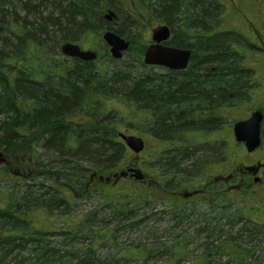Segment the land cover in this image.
Returning <instances> with one entry per match:
<instances>
[{
	"label": "trees",
	"instance_id": "16d2710c",
	"mask_svg": "<svg viewBox=\"0 0 264 264\" xmlns=\"http://www.w3.org/2000/svg\"><path fill=\"white\" fill-rule=\"evenodd\" d=\"M123 3V0H0V39L5 34L3 38L12 41L15 49L24 44L29 48L32 44L33 50L39 52L43 43L54 44V51L60 55L62 43L87 44L89 34L100 37L104 28L130 41L127 54L134 61L128 69H119L113 76L99 80L93 71L96 63L75 60L65 92L60 94L31 82L29 65L24 64L19 71L23 77L16 79L12 97L8 99L4 92L0 93V150L7 155V164L0 168V264H151L168 247L171 252L175 247L185 250V243L176 239L184 230L177 222L185 220L182 211L170 212L172 225L167 237L174 238L170 246L158 243L151 248L118 247L117 234L122 226L112 227L114 222H128L129 229H134L146 220L145 215L139 220L137 215L146 209L149 200L140 197L134 200L131 194L119 198L105 194L104 208L79 220L68 217L75 194L89 199L92 194L100 193L97 188L115 187L114 180L97 185L92 176L107 178L119 173L126 164L129 151L118 134L140 125L136 120L143 109L150 116L156 114L157 120L156 124L151 121L142 128L159 137H172L184 127L185 142L188 134H195V141L185 145V150L174 152L168 147L166 153L185 156V177L198 182V168L212 154L207 150L211 143L203 140V132L194 130L193 126L212 125L219 119L195 124L192 119L200 118L201 114L192 109L203 101L223 106L242 94L241 69L246 68L245 56L233 42L220 35L223 20L220 18L226 10L223 0H133L131 10L124 9ZM109 11L115 13L111 20L106 18ZM153 21V28L160 25L171 28L169 45L192 50L191 64L185 72H169L166 77L156 78L137 71L148 68L143 55L149 40L136 29ZM190 35L196 43L189 42ZM41 57L33 51L23 59L29 63V59ZM111 99L121 104V110L108 108L106 101ZM29 100L35 101L36 110L29 112L33 106ZM78 108L88 113L81 112V130L75 132L61 126L62 119ZM29 129L38 133L46 129L47 135L41 141L47 139V143L40 147L27 146L32 134ZM40 150L48 157L46 165ZM26 160L27 167L13 169ZM31 161L46 170L41 171L40 181L30 178L36 184L29 183ZM9 180L16 183L13 191L8 189ZM103 209L108 212L104 213ZM226 210L223 206L221 220H226L223 225L231 229L241 227L237 233L240 239L235 238L238 243L230 244L233 249L230 251L228 241L216 244L207 236L201 244L204 254L195 264H221L220 259L226 256L225 264H250L257 250L264 257L261 232L253 227L256 224L248 223L252 218L242 210L236 213ZM38 212L47 222L41 228L35 223ZM47 215L52 221H48ZM187 216L191 220L200 219ZM96 221L102 229L95 230ZM241 221H246L243 226ZM83 244L88 248L80 249ZM104 250L108 252L102 255ZM234 253L237 255L233 256ZM165 264L174 263L169 259Z\"/></svg>",
	"mask_w": 264,
	"mask_h": 264
},
{
	"label": "rangeland",
	"instance_id": "374dc122",
	"mask_svg": "<svg viewBox=\"0 0 264 264\" xmlns=\"http://www.w3.org/2000/svg\"><path fill=\"white\" fill-rule=\"evenodd\" d=\"M123 8L124 9H130L132 7V4L130 3L133 0H123ZM129 1V2H128ZM225 5V13L221 14V18L223 20L220 22V35H223L227 40L230 42H233L237 47L241 50V52L244 54L247 62L250 64L255 65L256 67H260L264 63V56L259 54H264V0H223ZM136 4V2H135ZM155 20V19H154ZM153 23H147L146 26H139L138 29H136L139 32L145 33L147 40H151V30L153 29L152 25ZM135 28V27H134ZM135 30V29H134ZM148 30V31H147ZM102 31H104V28H102ZM3 33H6L5 31ZM258 33V34H257ZM5 35V34H4ZM4 35L1 37L3 38ZM188 38L190 43H196V39L193 38L192 35ZM0 39V93L4 92L5 97L7 96L8 99H10L13 95L12 88L15 83V79L21 77V74L19 71H21V68L24 66V64H28L27 61H24V57L27 54L28 56L34 51L35 54H38V56H42L44 60H40L37 62V69L33 70L32 68H29V71H38V73H41L45 67H42V65L49 63L56 65L62 60V58H65L62 56L61 52L60 55L56 54L57 52L54 51L55 47L54 44H46L43 43L44 47L41 46L43 49L39 52L33 50V45L31 44V47L27 48L26 46H18L17 49H15V45L12 41H7L4 38ZM136 42V41H134ZM84 48L86 49H93L96 50L98 53V60L96 61V67L93 69V71L96 74L97 79L104 80L106 78H109L113 76V73L115 71H118L119 69H128L129 65H132L134 63L132 55L130 53L125 54L123 60H114L110 56L109 48L102 40V35L100 37L96 36L95 34H89L88 42L87 44H82ZM33 50V51H32ZM13 64V65H12ZM17 65V67H16ZM36 66V64H34ZM137 70L142 75H158L160 71L158 69H154V67H148V68H137ZM262 71L264 69V65L260 68ZM134 74L138 73L135 71ZM107 106L110 109L113 108H121V104L118 102H115L114 99L108 100ZM240 104L242 105L241 108L237 109H230L229 111L226 110L223 113V116H225V120L222 123L221 126V135H222V143L219 146V149L217 153H213V148L217 146V144L212 143L207 145V150L213 155L216 154L218 157L221 158L220 164H222V168L226 169L227 167H230V161H228V158H231L230 160H233L236 162H241L243 159L245 160V155L243 151L235 147L233 144H228L226 140H230V135L232 127L235 122H238L243 118V116L247 113L246 109H244L246 102L244 100L240 101ZM224 106V105H223ZM77 110V109H74ZM121 110V109H120ZM83 114L88 115L87 111H81ZM82 115V114H81ZM2 119H0L1 121ZM136 121H140L139 114ZM87 124V123H86ZM133 130H136L135 133H138L140 137L144 138V140L147 143V152L148 154H152L153 156L160 151V145L157 144V142L154 140L151 133H142L140 131V128L137 127L132 128ZM208 134H203V138L206 137ZM195 134L191 133L188 134L187 138L188 140L185 142V145H189L188 143L194 142ZM197 144V142L193 143ZM25 145V144H24ZM29 146V142L26 144ZM217 148V147H216ZM206 150V151H207ZM1 151V150H0ZM39 153H41L44 165L48 164V162H45L48 157L47 155L40 150ZM200 155V154H199ZM146 156V154H144ZM135 154L131 152L129 154L128 160L126 161V164L120 168L121 170L125 171L127 170L126 165L130 164L135 160ZM149 161H152L153 159L147 158ZM140 161V159L138 160ZM52 162V161H51ZM34 162H29L30 170H32V174L29 173V183L36 184V182L30 181V178H35V181H40L41 171H46L44 168L39 167ZM28 162L23 161L22 164H19L17 166L14 165L13 169L16 171L17 167L25 168L27 167ZM158 166L155 162H145L143 165V170L145 173V181L140 182L138 180H131L127 177V179H124L123 181L119 182L118 185H116L113 188L104 189V188H97L99 189L100 193H94L90 196L89 199H81L78 195H74L73 197V203L74 205L73 209L68 214V217L75 216L79 220L83 216L94 213L101 208H104V195L109 194L111 198H119L128 194L133 195L134 200H137L138 197L145 198L146 200H149L148 205H146L145 210H140L139 214L137 215L138 220L143 216L146 220L138 227L134 229H129V223H124L122 221H116L111 225L114 226H122L117 234V242L118 247H127V248H151L152 246L158 245L160 243V246H170L171 241L174 240V238H169L168 232L170 231L171 227V216L168 213H165L166 211V203H159L156 201V194L158 192V189L155 185H149V183L153 182L155 180V167ZM4 167V166H3ZM2 166L0 168H3ZM140 168V166H138ZM136 167V168H138ZM123 168V169H122ZM12 169V170H13ZM141 169V168H140ZM29 170V172H30ZM1 172V171H0ZM43 174V173H42ZM16 177V176H15ZM14 177V178H15ZM19 180L17 177L14 179L15 182ZM9 180V186L8 189L13 191L16 188V183ZM96 184L99 185L100 182L98 179L95 180ZM15 186V188H14ZM35 190V189H34ZM133 192V193H132ZM104 193V194H103ZM6 195V194H5ZM4 195V196H5ZM3 196V197H4ZM233 196V195H232ZM224 196L222 199V203H227V209L226 212L229 213H236L240 212L241 210L244 211L245 214H250V217L252 219H259V213L260 210H258V203L259 198L255 195H252L251 193L248 194L245 198H241L239 196L232 197ZM231 198H233L231 200ZM71 200V198H70ZM168 205V203H167ZM205 206H201L199 204L198 208H204ZM104 213L108 212V210L103 209ZM164 212V213H163ZM54 214L60 213V212H53ZM163 213V214H160ZM48 216V215H47ZM49 217V216H48ZM46 217L41 213H35V223L37 227H42L47 223L45 221ZM57 220V218H54ZM53 219V220H54ZM52 221L51 217L48 218V221ZM49 221V222H50ZM225 221H221V224L219 223L216 229L214 227H209L207 231H205V234H196L191 228L183 227V231L179 232V237L176 239H179V242H184L185 250L183 251L179 247H175L173 249V252L169 251V247L167 248V251L161 255V257L158 258L157 261H152L151 264H165V262L169 259L173 260L174 264H195L196 260L199 259V256L202 255V247L201 244L205 242L206 236L208 234L218 235L217 237V243L220 244V242L228 241V247H230V244L238 243V240L235 238H239L240 236L237 234L238 230L241 228H235L231 229L229 226L223 225ZM59 224V223H58ZM97 226L95 227V230H100L102 228L100 227V224L98 221H96ZM61 226V225H59ZM127 226V227H126ZM253 227L257 228L260 232V245H264V228L259 225H253ZM220 231V232H219ZM218 232V233H217ZM224 232V233H223ZM223 233V234H222ZM201 235V236H197ZM60 240V239H55ZM88 244V243H87ZM87 244H83L80 246V249H86L88 248ZM187 246V247H186ZM162 250H166L165 247H163ZM204 250V249H203ZM230 251H233L232 247H230ZM108 251L104 250L101 254L105 255ZM159 252V251H158ZM241 253L242 252L241 250ZM237 253H234L233 256H236ZM220 259V258H218ZM221 264L228 263V258L223 257L220 259ZM250 264H257L261 263L264 264V257H262V254L260 251L253 252V256L250 259ZM234 262H236L234 260ZM236 264V263H235Z\"/></svg>",
	"mask_w": 264,
	"mask_h": 264
},
{
	"label": "flooded vegetation",
	"instance_id": "af4514ba",
	"mask_svg": "<svg viewBox=\"0 0 264 264\" xmlns=\"http://www.w3.org/2000/svg\"><path fill=\"white\" fill-rule=\"evenodd\" d=\"M75 60L79 59L62 58V60L56 65L49 63H46L45 65L43 64L42 67H45L46 69L41 73H38V71H29V80L31 82L42 84V88L49 92L52 90L58 94L63 93L65 92L64 88H66V81L69 78L68 73L72 70ZM39 61L40 60L29 59V68L36 70L37 62ZM34 64H36V66ZM247 64L248 65H246L245 69H241V77L244 79V82L240 85V88H242V94L239 98L235 97L229 101V103H224V107L221 104L209 105V103L203 101L199 107L192 109L196 110V113L201 114L200 118L192 119L195 124L200 121L206 122L211 119H219L217 123L214 122L212 125L204 127L197 125L193 126L194 130H201L200 133L203 132V134H208L203 140L217 144V146L213 148V153L218 152L217 149H219V146L222 143V135L220 131L222 120L223 118L225 119V117L222 116V113L226 110L229 111L230 109L241 108V100L246 102L244 109H246L247 113L238 122L250 119L254 113H260L262 117L260 123V145L256 150L249 152L245 143H239L236 141L233 127L238 122H235L232 127V135L229 137L230 140H226L228 144H233L235 147H238L243 151L245 160L243 159L241 162L235 163L233 160H230L231 158H228V161H230V167L226 166V169H223L222 164H220L221 158L216 154H213L212 158L207 159L198 168L197 172L199 173V178L198 182L195 183L191 178L189 179L185 177V156L181 157L178 154L166 153L168 147L174 152L185 150L184 127L180 128V131H176L175 135L169 138L151 134L157 144L160 145V151L154 156L152 154H146L147 143L144 140L146 148L144 152L137 157L140 161L130 163V167L140 166V170L143 173L144 170L142 167L145 162H148L147 158L153 159L152 161L158 164V166L154 168L155 180L149 183V185L155 183L158 189L156 201L159 203H166L167 201V212H185V220H177V222L185 225L186 228H191L190 230L196 234L204 235L209 227H214V229H216L218 224H221L222 207H227V203H224V205L222 203L224 196L230 197V195H233L232 197L239 196L245 198L250 193L259 198L258 210H260V213L259 219H250L248 220V223L256 224L264 228V69L263 71L260 69L264 63L259 68L248 62ZM165 72H168V70H165ZM166 76V74H162L156 76V78H163ZM29 104L33 105L29 108V112L36 110L35 101L29 100ZM79 110L80 109L78 108L75 110V114L73 113L66 118L64 117L61 126H67L75 132L80 131L82 117ZM141 112L143 114L142 125L146 124L147 117H149V122L152 121L156 124V114L150 116L145 109L141 110ZM29 131L32 133L29 135V146L40 147L47 143V139L41 141V138L47 135L46 129H42L41 133H38L35 129H29ZM142 133L147 135V133H151V131H148L145 127L142 128ZM76 138L78 139V136H76ZM144 153L146 156H144ZM177 159H180L181 163H179ZM128 178H130V176ZM144 181L145 178L140 182ZM232 199L233 198H231V200ZM199 204L205 207L198 208ZM187 214L200 219L191 220L188 218L189 216H187ZM177 217L179 219L178 215ZM223 221L226 223V220ZM244 222L246 221H241L239 223L243 226ZM207 236H210V241H217L216 234L213 236L208 234ZM202 251L203 255L205 250L202 249Z\"/></svg>",
	"mask_w": 264,
	"mask_h": 264
},
{
	"label": "water",
	"instance_id": "95a60500",
	"mask_svg": "<svg viewBox=\"0 0 264 264\" xmlns=\"http://www.w3.org/2000/svg\"><path fill=\"white\" fill-rule=\"evenodd\" d=\"M115 13L109 11L106 16L107 20H111ZM171 38V29L167 25L159 26L152 30V44L148 46L144 54V64L146 66H162L173 71L186 70L192 59V50L179 49L164 45ZM103 40L110 47L112 58L119 60L123 58L124 53L129 49L130 43L120 37L113 31H106ZM62 53L71 58H78L85 62L95 61L97 53L94 51H85L79 45L66 43L62 46ZM261 114L254 113L252 117L246 121L238 122L234 125V135L239 143H245L249 152L256 150L260 145V123ZM127 147L136 154L144 150L145 145L141 138L135 136L121 135ZM6 162L5 155L0 152V164ZM136 179H142L140 171H132ZM103 180V178H101Z\"/></svg>",
	"mask_w": 264,
	"mask_h": 264
},
{
	"label": "bare ground",
	"instance_id": "6f19581e",
	"mask_svg": "<svg viewBox=\"0 0 264 264\" xmlns=\"http://www.w3.org/2000/svg\"><path fill=\"white\" fill-rule=\"evenodd\" d=\"M21 77H23V76H21ZM3 103H4V100H3ZM73 112L72 113H74L75 114V110H72Z\"/></svg>",
	"mask_w": 264,
	"mask_h": 264
}]
</instances>
